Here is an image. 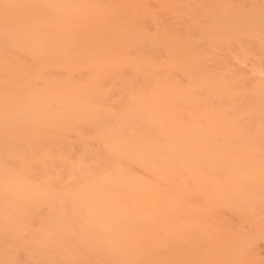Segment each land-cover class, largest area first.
<instances>
[{
	"label": "bare ground",
	"instance_id": "bare-ground-1",
	"mask_svg": "<svg viewBox=\"0 0 264 264\" xmlns=\"http://www.w3.org/2000/svg\"><path fill=\"white\" fill-rule=\"evenodd\" d=\"M0 264H264V0H0Z\"/></svg>",
	"mask_w": 264,
	"mask_h": 264
}]
</instances>
